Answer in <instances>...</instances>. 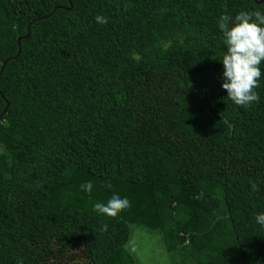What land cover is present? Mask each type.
Instances as JSON below:
<instances>
[{
    "label": "trees",
    "instance_id": "trees-1",
    "mask_svg": "<svg viewBox=\"0 0 264 264\" xmlns=\"http://www.w3.org/2000/svg\"><path fill=\"white\" fill-rule=\"evenodd\" d=\"M241 11L264 0H0V264H137L131 224L170 264H264V63L258 102L221 86Z\"/></svg>",
    "mask_w": 264,
    "mask_h": 264
},
{
    "label": "clouds",
    "instance_id": "clouds-1",
    "mask_svg": "<svg viewBox=\"0 0 264 264\" xmlns=\"http://www.w3.org/2000/svg\"><path fill=\"white\" fill-rule=\"evenodd\" d=\"M94 19L98 24L108 22V18L102 15H96ZM217 26L225 48L220 60L223 65L221 86L235 105L248 107L260 99L255 89L259 87L261 64L264 63V12L241 11L234 17L223 14L218 18ZM107 186L111 187L110 184ZM80 189L90 194L93 183H82ZM129 206L126 196L113 191L105 202L94 203L93 211L111 217ZM255 221L264 228V212L257 213Z\"/></svg>",
    "mask_w": 264,
    "mask_h": 264
},
{
    "label": "rangeland",
    "instance_id": "rangeland-1",
    "mask_svg": "<svg viewBox=\"0 0 264 264\" xmlns=\"http://www.w3.org/2000/svg\"><path fill=\"white\" fill-rule=\"evenodd\" d=\"M127 248L137 257V264H170L161 235L142 225L131 224Z\"/></svg>",
    "mask_w": 264,
    "mask_h": 264
},
{
    "label": "water",
    "instance_id": "water-1",
    "mask_svg": "<svg viewBox=\"0 0 264 264\" xmlns=\"http://www.w3.org/2000/svg\"><path fill=\"white\" fill-rule=\"evenodd\" d=\"M263 1V0H262ZM18 41H20L19 39H18ZM6 63H7V60L3 63V66H2V69H1V71L3 70V68L5 67V65H6ZM4 113V112H3ZM2 113V114H3ZM2 114L0 115V120H1V116H2Z\"/></svg>",
    "mask_w": 264,
    "mask_h": 264
}]
</instances>
